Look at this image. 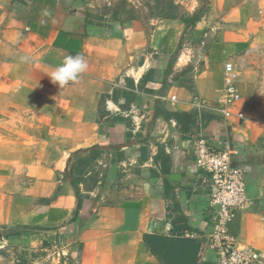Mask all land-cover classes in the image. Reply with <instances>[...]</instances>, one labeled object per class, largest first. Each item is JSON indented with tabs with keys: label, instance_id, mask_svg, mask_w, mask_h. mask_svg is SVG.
<instances>
[{
	"label": "crops",
	"instance_id": "0c3cea01",
	"mask_svg": "<svg viewBox=\"0 0 264 264\" xmlns=\"http://www.w3.org/2000/svg\"><path fill=\"white\" fill-rule=\"evenodd\" d=\"M93 12L0 0V264H165L147 236L218 264L201 136L246 171L256 202L230 232L264 251V0H206L195 21ZM77 54L87 70L60 89L49 75ZM228 61L242 98L225 118L201 102L219 106Z\"/></svg>",
	"mask_w": 264,
	"mask_h": 264
},
{
	"label": "built area",
	"instance_id": "2783aa9c",
	"mask_svg": "<svg viewBox=\"0 0 264 264\" xmlns=\"http://www.w3.org/2000/svg\"><path fill=\"white\" fill-rule=\"evenodd\" d=\"M239 78L240 69L228 61L219 106L205 102H201V106L225 118L232 116L231 107L242 98L238 88ZM233 154L231 149L216 148L204 136L197 141L196 163L208 174L209 202L214 214L212 228L204 237V247L216 254L218 264H264V251L241 243L230 232V223L237 213L247 211L256 202L247 193L246 171L234 164ZM61 248L56 247L53 255H59Z\"/></svg>",
	"mask_w": 264,
	"mask_h": 264
},
{
	"label": "rangeland",
	"instance_id": "374dc122",
	"mask_svg": "<svg viewBox=\"0 0 264 264\" xmlns=\"http://www.w3.org/2000/svg\"><path fill=\"white\" fill-rule=\"evenodd\" d=\"M87 8L92 9L97 18L144 17L162 19L170 13L193 15L205 8L206 0H83Z\"/></svg>",
	"mask_w": 264,
	"mask_h": 264
},
{
	"label": "clouds",
	"instance_id": "9594fccd",
	"mask_svg": "<svg viewBox=\"0 0 264 264\" xmlns=\"http://www.w3.org/2000/svg\"><path fill=\"white\" fill-rule=\"evenodd\" d=\"M20 61L25 64L34 62V57L31 54H24L20 57ZM87 62L83 55H67L64 57L62 63L55 67L49 77L52 83L58 84L60 89L75 83L80 76L87 70Z\"/></svg>",
	"mask_w": 264,
	"mask_h": 264
},
{
	"label": "trees",
	"instance_id": "16d2710c",
	"mask_svg": "<svg viewBox=\"0 0 264 264\" xmlns=\"http://www.w3.org/2000/svg\"><path fill=\"white\" fill-rule=\"evenodd\" d=\"M199 15L200 13L193 15L191 21H195L199 17ZM146 241L154 254H160L161 251L158 250V247H160L159 249L165 250L164 255L161 257V259L164 260L165 264H191L190 260L187 257L180 258V254L182 252L180 241L169 240L167 237L161 236H147ZM184 241L183 250L185 248L190 250V252L196 250V245H194L191 240H187V244Z\"/></svg>",
	"mask_w": 264,
	"mask_h": 264
},
{
	"label": "water",
	"instance_id": "95a60500",
	"mask_svg": "<svg viewBox=\"0 0 264 264\" xmlns=\"http://www.w3.org/2000/svg\"><path fill=\"white\" fill-rule=\"evenodd\" d=\"M2 235V233L0 232V236Z\"/></svg>",
	"mask_w": 264,
	"mask_h": 264
}]
</instances>
